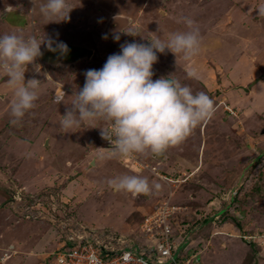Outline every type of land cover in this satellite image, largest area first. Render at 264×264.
<instances>
[{
  "label": "rangeland",
  "instance_id": "rangeland-1",
  "mask_svg": "<svg viewBox=\"0 0 264 264\" xmlns=\"http://www.w3.org/2000/svg\"><path fill=\"white\" fill-rule=\"evenodd\" d=\"M32 2L0 0V35L38 39V32L42 37L47 33L64 42L68 51L61 55L41 45L43 55L25 71V82L40 80L36 106L16 125L10 123L14 91L0 69V264H50L49 255L62 248L58 242L67 241L64 235L71 225L60 222L67 215L93 232H115L111 225L116 222L115 226L128 231L119 232L124 240L147 243L140 221L163 201L175 207L167 219L171 237L190 235L181 243L178 260L195 253L188 264H238L239 244L247 241L254 246L240 253L248 255L245 264L252 260L254 264L258 258L263 260L256 263L264 264V17L257 15L264 0H66L73 7L70 19L48 23L38 6L33 11ZM241 7L246 8L245 16L236 13ZM98 8L105 10L100 12L102 17L97 15ZM183 17L195 21L201 41L217 46L201 45L200 54L188 62L167 50V54L157 53L152 79H177L194 92H206L215 103L214 115L183 143L169 148L160 165L151 154L130 155V163L135 164V156L141 159L139 166L135 164L139 170L123 165L125 157L97 159V153L110 147L98 127L110 124L86 121L65 133L60 118L68 105L57 104L54 97L65 92L64 102L69 103L84 86V73L101 69L126 41L148 44L146 38L166 40L172 32L187 31ZM85 20L93 24L86 25ZM149 26L156 33L144 30ZM129 29L145 38L123 32ZM117 33L119 41L113 39ZM193 65L199 80L186 76ZM93 124L97 127H90ZM153 165L163 178L148 170ZM185 169L189 174L182 175ZM122 175L146 177L160 188L140 196L116 192L107 180ZM233 191L235 195L230 194ZM22 210L37 212L38 217L27 218L20 214ZM226 220L230 223L224 224ZM236 226L237 238L225 239L236 240L238 247L220 245L221 233H230L228 229L232 232ZM202 237H210L212 245L207 250L203 240L198 241ZM192 238L198 245H193ZM45 250L49 253L36 256Z\"/></svg>",
  "mask_w": 264,
  "mask_h": 264
},
{
  "label": "clouds",
  "instance_id": "clouds-1",
  "mask_svg": "<svg viewBox=\"0 0 264 264\" xmlns=\"http://www.w3.org/2000/svg\"><path fill=\"white\" fill-rule=\"evenodd\" d=\"M72 8L66 0H47L40 6V13L47 23L66 21L70 19ZM257 10V15L264 17V5ZM182 19L188 30L172 32L166 40L154 36L146 38L150 41L148 44L135 41L121 44L120 52L109 55L101 69H89L84 73V86L73 93L74 99L69 103L64 102L65 92L54 97L57 104L63 102L71 106L66 107L60 118V126L65 133L86 121H106L111 125L98 127L101 138L110 147L106 152L97 153V159L125 157L123 165L139 170L141 159L137 156L133 159L137 166L130 163V155L162 156L169 148L183 143L214 115L215 103L206 92H194L177 79H152L157 53L167 54V50L186 62L193 61L200 54L202 41L198 25L189 17ZM123 32L145 38L136 29ZM113 39L119 41L120 35L114 34ZM42 44L49 51H59L61 55L68 51L64 42L45 35L39 40L35 36L25 37L16 33L0 36V69L8 77V86L13 89L15 97L10 108V123L13 125L36 106L40 80L32 78L25 82V71L29 64L35 65L36 59L43 55ZM186 76L200 79L194 65L187 69ZM90 127L97 126L93 124ZM154 169V166L148 168L151 172ZM158 173L154 171L155 175L163 178ZM107 184L116 192H128L133 196L149 195L153 188H160L159 184L152 185L146 177L139 175H122L107 180ZM15 197L19 199L21 195L12 198Z\"/></svg>",
  "mask_w": 264,
  "mask_h": 264
},
{
  "label": "built area",
  "instance_id": "built-area-1",
  "mask_svg": "<svg viewBox=\"0 0 264 264\" xmlns=\"http://www.w3.org/2000/svg\"><path fill=\"white\" fill-rule=\"evenodd\" d=\"M158 174L163 177V174ZM50 192L47 191V194ZM232 193L235 195L236 191ZM174 208L163 201L153 212L144 216L141 223L144 226L142 231H145L147 243L124 240L120 234L107 229L102 231L95 229L99 232H93L67 215L64 221L60 220L64 226L71 225L65 235L62 233L67 241H63L62 248L49 255L50 264H188L196 254L178 260L181 243L188 241L190 235L188 232L185 238L176 240L171 237V227L167 219L174 213ZM27 213L29 212L24 210L20 212L27 218L38 217L37 212ZM70 220L73 221L72 224Z\"/></svg>",
  "mask_w": 264,
  "mask_h": 264
},
{
  "label": "crops",
  "instance_id": "crops-1",
  "mask_svg": "<svg viewBox=\"0 0 264 264\" xmlns=\"http://www.w3.org/2000/svg\"><path fill=\"white\" fill-rule=\"evenodd\" d=\"M43 4V2H36V6H32L31 5V8L33 9V11L34 10H36V11H38L39 13H40V6ZM38 6V10L36 9V7ZM96 13V12H95ZM41 14V13H40ZM37 16V18H38V13L37 12H35V14H34V17H36ZM36 18V19H37ZM144 29V28H143ZM144 30H146L148 33H150V31H149V29H144ZM38 34H39V36L37 35V37H38V39H42L43 37H44V35L45 36H47V33H44V35H43V37H42V34L40 33V32H38ZM49 34V33H48ZM49 37V36H48ZM59 89H61V88H59ZM66 91V90H65ZM157 159V158H156ZM155 159V161L157 162V163H159V165L161 164V157H159L157 160ZM154 166V165H153ZM175 173H177V171L175 172ZM183 173H185L186 175L187 174H189V172L185 169V170H183L182 171V175H183ZM195 174V173H194ZM193 174V175H194ZM180 177H182V176H180ZM195 177V176H194ZM195 179V178H194ZM113 190V189H112ZM44 193H45V191H44ZM147 197H149V196H147ZM11 203V202H10ZM18 206V205H17ZM17 206H15V208H16V211H17ZM13 208H14V205H13ZM150 212H152V211H150ZM150 212H146L145 213V215H147V214H149ZM220 216V215H219ZM218 219V218H217ZM140 222H142V221H140ZM115 224H112L111 225V229H113L114 231H117V232H120V233H122V234H128V231L127 230H125L126 228L124 227V226H120V227H117V226H115L117 223L116 222H114ZM225 223H230V222H228V220H226L225 222H224V224ZM140 224V223H139ZM141 225V224H140ZM234 229H236V230H232V232H231V230L230 229H228L229 231H230V233H226V232H223V233H221L224 237H221L222 238V242H221V244L220 245H223V246H225V247H228V246H230L231 248H232V245H238V242L236 243L235 241L236 240H234L232 243H230V242H228V241H226V239L225 238H228V237H231L232 235H233V233L234 232H236L237 230H238V232H240L239 231V227L238 226H236V227H233ZM193 234H194V231L192 232ZM210 236H212L211 234H210ZM234 236V238H237L236 237V235H233ZM136 240V239H135ZM192 240H193V245H198V243H196L197 241V239L196 238H192ZM203 240V243L205 244L204 245V248L207 250L208 249V247H210L211 245H212V243L210 242V237L208 238V239H204L203 237L202 238H200V240H198V241H202ZM205 240V241H204ZM238 241V240H237ZM240 243V242H239ZM63 245V242H62V240L61 241H59L58 242V246H62ZM249 246H250V243L249 242H247V241H243V242H241L240 244H239V247H240V249H241V251L238 253L239 255H240V253L241 252H244V251H248L247 250V248L250 250V248H249ZM251 246H254L253 244H251ZM250 246V247H251ZM238 247V246H237ZM243 247V248H242ZM6 248V247H5ZM12 248H14V252H17L18 250L15 248V246H12ZM234 249V248H233ZM239 249V248H238ZM254 250H255V248H254ZM249 252V251H248ZM30 253H32V252H30ZM49 253V251L48 250H45V251H43L42 253H40V252H37L36 253V256H39L40 254H43V256H45V254H48ZM255 253L258 255V256H260L261 255V252L260 251H255ZM16 254V253H15ZM13 255V254H12ZM239 255H238V258H239V260H240V263H238V264H245L246 262V260H247V257H248V255L245 253V254H242V255H240V257H239ZM44 258H46V257H44ZM48 258V257H47ZM241 258H243V262H242V259ZM261 260H263L262 258H258V259H256L255 260V262H254V264H258V263H256L257 261H261ZM242 262V263H241ZM250 264H253V260L252 261H250L249 262ZM25 264V263H24ZM227 264H230L229 262H227Z\"/></svg>",
  "mask_w": 264,
  "mask_h": 264
},
{
  "label": "bare ground",
  "instance_id": "bare-ground-1",
  "mask_svg": "<svg viewBox=\"0 0 264 264\" xmlns=\"http://www.w3.org/2000/svg\"><path fill=\"white\" fill-rule=\"evenodd\" d=\"M18 1H19V0H18ZM16 2H17V1H16ZM35 4H36V3H35V0H33V2H32L31 5H32V6H36ZM108 7H109V6H108ZM104 8H105V7H104ZM109 9H111V8H109ZM102 10L105 12V10H104L103 8H98V9H97V12H98V13L96 12L97 15H101V17H102L103 14L100 13ZM245 12H246V8H245V7H241V8L239 9V12H236V13H237V14H242V15L245 16ZM83 17H84V16H83ZM84 19H85V18H84ZM83 21H84V20H83ZM140 21H141V20H140ZM84 23H86V25H90V24H93V21H92V22L90 21V22L87 23L86 20H85ZM148 29H149L150 32H155L154 29H153V27H151V26H149ZM238 31H239L238 29L234 30V31H233L234 35H236V33H237ZM155 33H156V32H155ZM217 37H218V36H217ZM217 41H218L217 43H219V40H217ZM201 45H206V46H217V44H214L213 42L205 43V42H203V41L201 42ZM220 45H221L220 47H223L221 43H220ZM50 79H51V78H50ZM57 92H61V90H59V91L57 90ZM58 94H60V93H58ZM243 110H244V109H243ZM140 163H142V162L140 161ZM218 214H219V213H218ZM205 215H206V214H205Z\"/></svg>",
  "mask_w": 264,
  "mask_h": 264
},
{
  "label": "trees",
  "instance_id": "trees-1",
  "mask_svg": "<svg viewBox=\"0 0 264 264\" xmlns=\"http://www.w3.org/2000/svg\"><path fill=\"white\" fill-rule=\"evenodd\" d=\"M0 28H2V26H0ZM0 36H3V35H0ZM47 55H48V54H47ZM47 57H48V56H47ZM48 58H54V57H51V56H50V57H48ZM54 60H56V58H54ZM68 107H70V105H68ZM160 157H161V156H160ZM156 158L158 159L159 157L155 156L154 159H156ZM157 159H156V160H157ZM175 217H176V216H175ZM200 220L202 221V218H200ZM198 221H199V220H198ZM198 221H196V222H198ZM179 223H180V226L183 228V224H184L185 222L181 221V222H179ZM190 225H191V224H190ZM190 225H188V226L186 227V229H187V228L190 229V228H189ZM110 232H112V231H110ZM114 233H115V234H119V232H117V231H115Z\"/></svg>",
  "mask_w": 264,
  "mask_h": 264
}]
</instances>
